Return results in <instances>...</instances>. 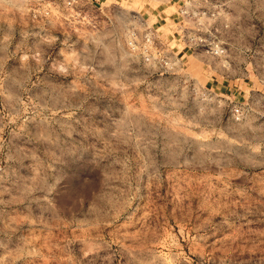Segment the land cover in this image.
Here are the masks:
<instances>
[{
	"label": "rangeland",
	"instance_id": "rangeland-1",
	"mask_svg": "<svg viewBox=\"0 0 264 264\" xmlns=\"http://www.w3.org/2000/svg\"><path fill=\"white\" fill-rule=\"evenodd\" d=\"M111 2L0 0V264H264V0Z\"/></svg>",
	"mask_w": 264,
	"mask_h": 264
},
{
	"label": "built area",
	"instance_id": "built-area-1",
	"mask_svg": "<svg viewBox=\"0 0 264 264\" xmlns=\"http://www.w3.org/2000/svg\"><path fill=\"white\" fill-rule=\"evenodd\" d=\"M60 1V0H58ZM62 3L71 11V17L78 21H84V22H95V19L98 17L101 18H110L115 13V10L118 8L117 3L111 2L108 3L109 0H61ZM160 2V6L166 5L171 3V0H158ZM149 4V3H148ZM149 8L152 10V12L146 11L144 14H140V12L136 13V11H133L134 13H131V16L133 20H131L130 23L134 22L138 24V28L133 25L128 31H129V44L136 46V47H142L144 51H148L151 47L156 45H163L162 42H160L157 38L159 37V33L161 28L164 26H157L156 24L159 21L164 20L165 25L168 24L170 31L185 32L187 31L186 21L190 17V9H188L185 5L180 6V10L178 11V15L181 16V20L179 18V22H175V18H173V23H170L169 21H172L170 18L172 14H168L166 10L157 11L156 8L152 7L150 4ZM193 14H195V11H191ZM46 15H49L51 13L50 9L46 10ZM147 13V15H146ZM198 13V12H197ZM205 13V12H203ZM150 15H154L156 17V21L150 22ZM175 23V24H174ZM157 26V27H156ZM131 31V32H130ZM178 33V34H179ZM172 39L166 41L167 45H171V43H174V41H177L175 38V35L171 33ZM181 36V35H180ZM185 36V35H184ZM180 37V41H184L183 37ZM167 38L168 34H167ZM186 41V40H185ZM192 41H195L194 44L197 42H205L202 38H196L193 37Z\"/></svg>",
	"mask_w": 264,
	"mask_h": 264
},
{
	"label": "crops",
	"instance_id": "crops-1",
	"mask_svg": "<svg viewBox=\"0 0 264 264\" xmlns=\"http://www.w3.org/2000/svg\"><path fill=\"white\" fill-rule=\"evenodd\" d=\"M164 10H166V9H164Z\"/></svg>",
	"mask_w": 264,
	"mask_h": 264
}]
</instances>
